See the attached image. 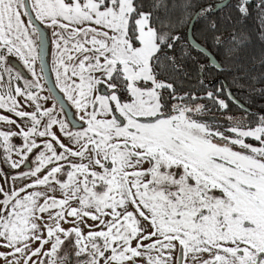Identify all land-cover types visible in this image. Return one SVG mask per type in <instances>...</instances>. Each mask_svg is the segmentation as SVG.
I'll list each match as a JSON object with an SVG mask.
<instances>
[{
	"label": "snow or ice",
	"instance_id": "6c2138e0",
	"mask_svg": "<svg viewBox=\"0 0 264 264\" xmlns=\"http://www.w3.org/2000/svg\"><path fill=\"white\" fill-rule=\"evenodd\" d=\"M257 99L264 0H0V264H264Z\"/></svg>",
	"mask_w": 264,
	"mask_h": 264
},
{
	"label": "trees",
	"instance_id": "16d2710c",
	"mask_svg": "<svg viewBox=\"0 0 264 264\" xmlns=\"http://www.w3.org/2000/svg\"><path fill=\"white\" fill-rule=\"evenodd\" d=\"M224 0H203L204 3H207V4H217V3H221L223 2ZM255 2V0H253V3ZM222 11L223 12H227L228 9L227 8H222ZM195 23V27H193L192 29V35L194 37H196L198 40L200 38V30H199V22H194ZM246 28L247 30L252 33L253 37L255 38L256 36V33H257V24H256V21L254 19H250L248 22H247V25H246ZM261 48H262V45L261 43L259 42V40L257 39H254V42L252 44V47L249 48L247 51L249 53L251 52H255L256 55H257V58H259V54H260V51H261ZM195 55V53H194ZM257 71H260L259 67H257ZM193 78H195L196 76V73L193 72ZM210 78V77H209ZM242 99H246V97H242ZM231 103V102H230ZM256 103L257 105H260V104H264V99H257L256 100ZM233 107V110L235 111L236 110V107L235 105H232Z\"/></svg>",
	"mask_w": 264,
	"mask_h": 264
},
{
	"label": "flooded vegetation",
	"instance_id": "af4514ba",
	"mask_svg": "<svg viewBox=\"0 0 264 264\" xmlns=\"http://www.w3.org/2000/svg\"><path fill=\"white\" fill-rule=\"evenodd\" d=\"M49 56H50V48H49L48 56H46V62L45 63H47V64L49 63ZM49 65H50V63H49ZM50 69H51V65L49 67H47V69H46V72L48 73L47 79L49 80V83H50V86L49 87H51L55 83V80H54V77H53V73L50 71ZM56 92L62 96V94L59 93V90L58 89L56 90ZM65 105L68 108L69 113H72L73 111L70 108V106L68 105L66 99H65Z\"/></svg>",
	"mask_w": 264,
	"mask_h": 264
},
{
	"label": "water",
	"instance_id": "95a60500",
	"mask_svg": "<svg viewBox=\"0 0 264 264\" xmlns=\"http://www.w3.org/2000/svg\"><path fill=\"white\" fill-rule=\"evenodd\" d=\"M227 3H229V0H224L223 2H221L220 4H221V6H223L224 4H227ZM223 8V7H222ZM48 53H49V44H48V42L46 41L45 42V46H44V49H43V52H42V57H43V59L45 60V62H46V56H48ZM50 65H49V63L47 64L46 63V68H45V71H46V69H47V67H49ZM49 81V80H48ZM48 86H50V83L48 84ZM58 94V93H57ZM58 95H60V94H58ZM64 108H65V111L66 112H69L68 111V108L66 107V105L64 104Z\"/></svg>",
	"mask_w": 264,
	"mask_h": 264
},
{
	"label": "rangeland",
	"instance_id": "374dc122",
	"mask_svg": "<svg viewBox=\"0 0 264 264\" xmlns=\"http://www.w3.org/2000/svg\"><path fill=\"white\" fill-rule=\"evenodd\" d=\"M49 63H50V65H51V54H50V56H49ZM53 77H54V80H55V75H54V73H53ZM53 103V101H49V106L51 105ZM68 103V105L70 106V108L72 109V111L74 112L75 110L71 107V105H70V103L69 102H67Z\"/></svg>",
	"mask_w": 264,
	"mask_h": 264
}]
</instances>
